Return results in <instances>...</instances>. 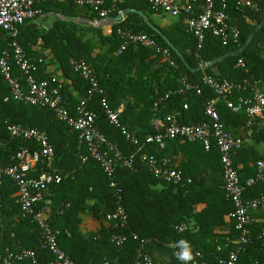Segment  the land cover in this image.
Returning <instances> with one entry per match:
<instances>
[{
    "label": "trees",
    "instance_id": "16d2710c",
    "mask_svg": "<svg viewBox=\"0 0 264 264\" xmlns=\"http://www.w3.org/2000/svg\"><path fill=\"white\" fill-rule=\"evenodd\" d=\"M258 4V13L229 11L240 29L238 48L224 47L218 39L206 34L198 49L197 39L190 34V40L176 48L183 60L137 14H128L124 22L113 26L112 34L105 35L100 28L78 22V19L93 21L95 14L76 6L74 0L36 1L34 8L45 16L43 21L51 20L46 22L47 30L34 23H25L16 36L1 34L0 55L9 43L16 41L32 58L35 67L32 75L37 80L52 76L60 78L63 107L71 114L75 113L88 90L87 82L73 72L70 65L72 60L84 61L93 71L112 111L116 112L122 107L118 116L119 127L109 123L101 98H91L86 107L96 115L95 125L106 141L117 147L124 158L132 157V167L117 164L115 169L127 215L126 226L120 228L113 226L114 223L105 222L107 214L115 207L109 179L94 160L80 161L76 133L59 122L49 108L33 107L24 101L5 100L10 95V87L0 75V141L4 144L0 149V162L8 165L11 155L20 149H38L37 144L31 141H10L6 132L8 125L19 124L46 134L54 149V167L62 175V182L50 188L51 205L46 211V218L51 229L57 232L58 246L75 264H134L141 244L154 264H182L167 247L180 240L187 241L192 251L202 253L208 264H218V258H226L228 251L234 249L226 241L227 238L236 237L228 220L232 205L221 188L222 182L213 179L208 184L206 181L211 170L221 169L217 149L206 151L198 143L181 142V148L188 155L186 161L180 167L168 166L181 173L182 181L168 184L155 178L141 158L146 156L162 163L168 143L179 141H168L163 150L154 144H145L138 150V146L122 134V129L143 143L147 136L153 134L152 122L165 120L169 113L176 114L183 124L207 121L204 115L206 101L215 98L211 90L204 87L200 95L194 91L184 95L174 92L180 88L183 77L187 83L201 86V64H208L243 46L255 26L264 19V0H259ZM120 8L141 11L152 24L153 16H159L151 12L145 0H124ZM57 15L60 18H56ZM248 18L252 24L247 23ZM153 25L167 37L166 29ZM174 25L187 32L182 24L176 22ZM118 28L154 38L162 48L169 50L176 68L165 63L155 68L162 63L160 58L144 48H128L125 52L117 53L122 44L117 34ZM51 65L55 67L54 71L49 70ZM204 71L206 75L238 85L244 81L257 83L264 94V26L241 55L231 56L214 66H208ZM160 73L163 74L157 80L156 75ZM14 75L19 76L16 69ZM24 89L26 92V87ZM248 97L249 91L234 90L231 99L237 102L239 98ZM215 108L228 133L244 129L251 137L264 135V118L258 119L255 125L247 129L245 107L232 112L224 100H220ZM243 151L244 145L234 158L241 184L255 175L259 161L250 152L249 163H253V166L245 162L243 168L238 170L237 157H241ZM16 192L15 183L4 177L0 187V264L6 250L13 253L32 251L37 258L36 264H49L52 257L42 247L36 224L21 216L14 198ZM245 192H251V197L256 198L264 194V186L247 187ZM84 212L92 213L93 221L99 224L97 232L82 233L80 214ZM227 223L231 230L225 237L217 232L216 227ZM181 224L189 228L178 233L175 227ZM253 226L250 228L252 243L239 254L236 264H264V225L256 229ZM118 235L125 236L120 246L112 240ZM218 247L220 252L217 251ZM13 264L30 262L14 261Z\"/></svg>",
    "mask_w": 264,
    "mask_h": 264
},
{
    "label": "built area",
    "instance_id": "2783aa9c",
    "mask_svg": "<svg viewBox=\"0 0 264 264\" xmlns=\"http://www.w3.org/2000/svg\"><path fill=\"white\" fill-rule=\"evenodd\" d=\"M36 1L0 0V36L3 33L16 36L19 28L25 23H34L47 30L48 26L43 24L45 16L40 10L34 8ZM123 1L74 0L76 6L89 9L95 14L93 21L78 19V22L100 28L103 34L110 35L113 26L121 24L127 17L123 14L124 10L120 8ZM145 1L154 14L169 16L174 23L182 24L186 31L197 39L198 49L201 48L206 34L218 39L224 47L238 48L241 39L240 29L233 22L229 11L232 9L235 12L249 10L258 13L260 11L258 0H188L182 7L176 3V0ZM117 16H120L121 20L116 23L112 19ZM56 18H60V16L57 15ZM117 34L122 39L117 53L125 52L128 48H144L155 53L160 58L161 64L165 63L171 68H176V63L169 50L162 48L151 36L125 31L122 28L117 29ZM32 61V58L25 54L16 41L9 43L8 47L1 52L0 75L10 87V95L5 100L13 99L24 101L33 107L49 108L59 122L76 133L80 161L85 163L90 159L94 160L109 179L115 207L107 214L105 222L107 224L114 223L115 227H125L127 215L122 205V190L115 178V169L117 164L128 168L132 167V157L124 158L117 147L106 141L95 125L96 115L89 112L86 107L91 98L95 96L101 98V104L109 123L116 127H119L118 116L122 109L120 108L116 112L112 111L107 106L104 91L100 88L93 71L84 61L72 60L70 65L73 72L87 82L88 90L86 97L80 100L75 113L71 114L63 107L61 95L63 86L60 78L52 76L49 79L37 80L32 75L35 70ZM240 64L243 66L242 62ZM206 66L207 64H201L199 67L203 74L201 86L189 84L183 77L180 80V88L174 93L184 95L189 91H194L196 95H200L204 87L211 90L215 98L206 101L204 115L207 121L199 124H183L176 117L154 120L152 122L153 134L147 136L143 143L124 129H122V134L138 146V150L145 144H154L163 150L168 141L198 143L206 151L211 148L217 149L221 165V188L232 205L228 220L236 233L235 239L227 238L226 240L234 246V249L228 251L226 258H218V264H236L239 254L252 243L250 228L254 222L250 217V212L264 211V194H260L252 200L243 198L247 187L264 186V161L259 160L256 163L255 175L241 184L240 175L234 166V158L242 149L244 142L226 131L215 105L218 101L224 100L227 108L232 112H238L245 107L246 127L249 129L257 123L258 119L264 118V94L258 89L257 83L244 81L243 84L238 85L206 75L204 71ZM14 69L18 71L19 76L14 75ZM24 87H26V92ZM234 90L249 91V97L239 98L235 102L231 99ZM6 132L10 141H31L37 144L38 149H20L11 155V163L8 165L0 162V187L4 177L15 183L17 192L14 198L19 205L20 214L23 218H28L36 224L40 232L42 247L52 257L49 264H75L58 246L57 232L51 229L46 218V211L51 205L50 188L62 182L61 173L54 167L55 154L48 137L44 132L19 124L8 125ZM3 146L4 144L0 141V149ZM141 159L155 178L168 184L182 181L181 173L171 169L165 162L158 163L155 159L146 156H142ZM38 171L40 172L37 175L32 176ZM188 228L185 224L175 227L178 233H182ZM112 240L117 246H120L125 241V236H114ZM167 247L175 254L179 251L173 243ZM217 251L220 252L219 247ZM192 255L193 260L188 264H208L199 251H192ZM14 261L36 264L37 258L32 251L23 250L13 253L6 250L2 264H13ZM134 264H154L152 257L143 249V244L137 251V259Z\"/></svg>",
    "mask_w": 264,
    "mask_h": 264
},
{
    "label": "crops",
    "instance_id": "0c3cea01",
    "mask_svg": "<svg viewBox=\"0 0 264 264\" xmlns=\"http://www.w3.org/2000/svg\"><path fill=\"white\" fill-rule=\"evenodd\" d=\"M188 0H176V3L182 7L187 3ZM259 2V0H258ZM51 20L48 19L46 22H50ZM153 24L157 25L158 27H162L167 30V38L168 40L174 45L175 48L187 43L190 40V34L185 32L184 30L177 28L174 25V21L170 20L169 22L167 21L166 16H153L152 18ZM46 22L43 21V24L46 25ZM248 24H252L249 18L247 19ZM261 38V37H260ZM159 66H163V64L159 63L157 64L158 68ZM49 70L54 71L55 67L51 65L49 67ZM163 73H160L156 75V79L159 80L161 78V75ZM122 109V107H120ZM176 117V114L174 113H169L165 117ZM178 120V117H176ZM179 121V120H178ZM244 129H238L234 130L233 132H229L230 135L236 138H240L244 142V147L245 151H243V155L240 157L238 156L237 159L239 160L237 163V169L240 170L243 168V164L249 163V153H253L254 156L258 158V160H263L264 161V135H260L257 137H251V134L247 131H243ZM182 144L181 142H170L167 145V148L164 152L162 161L165 162L169 166L173 167H180L183 162L186 161L187 159V154L185 151L181 148ZM252 155V156H253ZM248 166L252 167L253 163H249ZM244 173L241 172V176H243ZM213 179L217 180L218 182H221V176H220V170H211L210 176L206 178V181L208 184L212 183ZM246 192L244 191V194ZM251 192H247L244 195L245 200H252L256 198L251 197ZM81 217V231L84 234H89V233H95L99 229V224L96 221H93L92 218V213L91 212H84L80 214ZM250 217L252 218L254 222L255 229L258 226L264 225V211L263 210H258V211H252L250 212ZM217 232L220 235L223 236H228L231 226L229 223L223 226L216 227Z\"/></svg>",
    "mask_w": 264,
    "mask_h": 264
},
{
    "label": "water",
    "instance_id": "95a60500",
    "mask_svg": "<svg viewBox=\"0 0 264 264\" xmlns=\"http://www.w3.org/2000/svg\"><path fill=\"white\" fill-rule=\"evenodd\" d=\"M130 13H134V14H137L138 16H140L144 20V22L147 25V27H149L156 35H158L166 43V45L170 49H172L183 60V58H182L181 54L179 53V51L168 40V38L156 26H154L152 24V22L150 21V19L148 18V16L146 14H144L141 11H137L135 9H125L124 12H123L124 16H127ZM112 20L117 23V22H119L121 20V17L120 16H117V17L113 18ZM263 26H264V19L262 20V22L259 25L255 26L253 32L246 39L245 43L243 44V46L240 49H238L237 51H234V52L226 53L222 57L217 58L216 60L211 61L210 63L207 64V66L205 67V69L208 66H214L217 63H220L223 60H225V59H227V58H229L231 56H239V55H241L250 46V44L252 43L254 37L259 32V30L262 29Z\"/></svg>",
    "mask_w": 264,
    "mask_h": 264
},
{
    "label": "clouds",
    "instance_id": "9594fccd",
    "mask_svg": "<svg viewBox=\"0 0 264 264\" xmlns=\"http://www.w3.org/2000/svg\"><path fill=\"white\" fill-rule=\"evenodd\" d=\"M175 247L179 249L176 253L177 259L182 264H188L189 261L193 260L192 249L190 244L185 240H180L175 244Z\"/></svg>",
    "mask_w": 264,
    "mask_h": 264
},
{
    "label": "rangeland",
    "instance_id": "374dc122",
    "mask_svg": "<svg viewBox=\"0 0 264 264\" xmlns=\"http://www.w3.org/2000/svg\"><path fill=\"white\" fill-rule=\"evenodd\" d=\"M167 17V21L169 22L171 19L169 18V16H166Z\"/></svg>",
    "mask_w": 264,
    "mask_h": 264
}]
</instances>
